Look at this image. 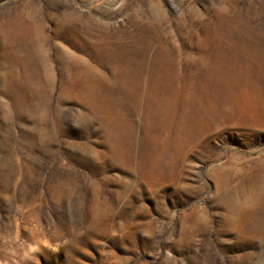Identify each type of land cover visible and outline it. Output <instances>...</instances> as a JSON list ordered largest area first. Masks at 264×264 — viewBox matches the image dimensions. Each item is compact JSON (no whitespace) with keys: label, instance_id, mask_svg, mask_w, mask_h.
I'll list each match as a JSON object with an SVG mask.
<instances>
[{"label":"rangeland","instance_id":"374dc122","mask_svg":"<svg viewBox=\"0 0 264 264\" xmlns=\"http://www.w3.org/2000/svg\"><path fill=\"white\" fill-rule=\"evenodd\" d=\"M0 264H264V0H0Z\"/></svg>","mask_w":264,"mask_h":264}]
</instances>
